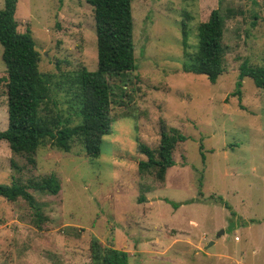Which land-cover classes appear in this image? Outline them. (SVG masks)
Here are the masks:
<instances>
[{
  "label": "rangeland",
  "instance_id": "rangeland-1",
  "mask_svg": "<svg viewBox=\"0 0 264 264\" xmlns=\"http://www.w3.org/2000/svg\"><path fill=\"white\" fill-rule=\"evenodd\" d=\"M4 0H0V9ZM225 20L223 72L215 83L183 70L182 26L196 49V26L211 10ZM136 69L112 78L110 132L97 158L74 141L69 152L41 145L30 164L0 140V183L54 174L57 194L28 189L34 204L0 196V264H91L92 236L124 250L128 264H264V89L251 78L233 94L244 60L264 65V0H131ZM256 14V18H253ZM49 75L54 111L75 124L61 73L97 68L95 22L86 0H18ZM254 22V24H252ZM0 44V130L8 125ZM59 62L60 69L56 68ZM163 125L184 135L164 179L140 173L141 146L157 149Z\"/></svg>",
  "mask_w": 264,
  "mask_h": 264
},
{
  "label": "trees",
  "instance_id": "trees-1",
  "mask_svg": "<svg viewBox=\"0 0 264 264\" xmlns=\"http://www.w3.org/2000/svg\"><path fill=\"white\" fill-rule=\"evenodd\" d=\"M18 0H4L0 9V44L2 60L6 67L7 117L8 125L0 130V140H5L15 154L25 155L30 164L37 149L48 143L69 152L73 142L78 141L88 156L97 158L101 153V139L110 132L112 78L116 74L136 69L131 0H86L92 7L95 22L97 68L93 71L79 65L73 71L61 73L62 82H67L70 109L77 117L72 124L70 117L64 118L59 111L49 107L56 105L51 98V81L40 71V53L29 31L20 32L15 19ZM223 0H219V4ZM233 7H217L211 10L207 20L196 26V49L189 52L188 30L182 26V45L186 62L183 70L205 75L215 83L223 72V34L225 20L242 15ZM256 18V14H253ZM254 24V22L252 23ZM56 68L60 69L59 62ZM238 80L233 94L240 95L242 80L251 78L257 88L264 89V65L251 64L244 59L238 67ZM185 136L164 125L160 131L157 149L140 147L146 160H139L138 171L144 173L157 169L156 175L164 179L166 170L173 166L172 151ZM48 194H57L60 185L54 174L29 181L25 184L0 183V196L8 201L18 197L34 204L28 189ZM91 264H128V253L124 250L102 246L92 236L89 243Z\"/></svg>",
  "mask_w": 264,
  "mask_h": 264
}]
</instances>
